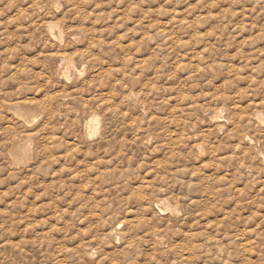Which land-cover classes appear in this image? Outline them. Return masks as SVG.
I'll use <instances>...</instances> for the list:
<instances>
[{
    "label": "rangeland",
    "instance_id": "1",
    "mask_svg": "<svg viewBox=\"0 0 264 264\" xmlns=\"http://www.w3.org/2000/svg\"><path fill=\"white\" fill-rule=\"evenodd\" d=\"M17 138L0 244L264 264V0H0V146Z\"/></svg>",
    "mask_w": 264,
    "mask_h": 264
},
{
    "label": "clouds",
    "instance_id": "2",
    "mask_svg": "<svg viewBox=\"0 0 264 264\" xmlns=\"http://www.w3.org/2000/svg\"><path fill=\"white\" fill-rule=\"evenodd\" d=\"M24 139L26 138H17L0 146V156L4 158L0 160V164L6 168L16 166V160L20 158L21 145L24 143ZM0 264H54V260L51 257H45L41 262L32 253H27L23 249L0 244Z\"/></svg>",
    "mask_w": 264,
    "mask_h": 264
},
{
    "label": "bare ground",
    "instance_id": "3",
    "mask_svg": "<svg viewBox=\"0 0 264 264\" xmlns=\"http://www.w3.org/2000/svg\"><path fill=\"white\" fill-rule=\"evenodd\" d=\"M61 70V69H60ZM60 74V73H59ZM62 75L63 76H67V73H66V71L65 70H63V72H62ZM60 76V75H59ZM256 122V121H255ZM138 126H140V125H138ZM88 127L90 128V130H91V133H96L97 131H98V129H99V120H98V118L97 117H92L90 120H89V122H88ZM141 128V127H140ZM162 203V202H161ZM158 206H160L159 204H158ZM134 226V225H133ZM131 228V227H130ZM132 234V233H131ZM127 241H129V240H127ZM132 243V242H131Z\"/></svg>",
    "mask_w": 264,
    "mask_h": 264
}]
</instances>
